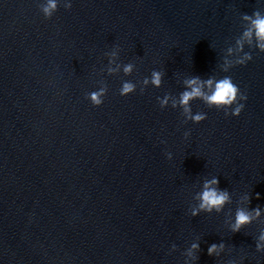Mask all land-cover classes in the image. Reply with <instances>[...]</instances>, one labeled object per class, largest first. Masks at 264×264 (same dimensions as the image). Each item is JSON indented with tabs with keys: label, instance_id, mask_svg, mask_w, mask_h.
I'll return each instance as SVG.
<instances>
[{
	"label": "water",
	"instance_id": "obj_1",
	"mask_svg": "<svg viewBox=\"0 0 264 264\" xmlns=\"http://www.w3.org/2000/svg\"><path fill=\"white\" fill-rule=\"evenodd\" d=\"M51 2L0 0V264H264V51L237 44L264 0ZM225 76L240 116L189 119L186 81ZM213 177L230 203L193 215Z\"/></svg>",
	"mask_w": 264,
	"mask_h": 264
},
{
	"label": "clouds",
	"instance_id": "obj_2",
	"mask_svg": "<svg viewBox=\"0 0 264 264\" xmlns=\"http://www.w3.org/2000/svg\"><path fill=\"white\" fill-rule=\"evenodd\" d=\"M56 4L52 3L50 0L49 6L45 8L46 13H50L51 9H55ZM244 19L250 24V27L243 33V38L237 41L239 49L243 50V43L247 41L249 44L256 42V46L264 51V15L260 12L253 13L252 16L245 15ZM231 52V50H229ZM251 60L250 55H245L243 58L236 61L237 64L244 65L246 61ZM226 63H228L226 61ZM227 70V69H225ZM124 71L126 73L131 71V66L125 67ZM161 74L159 72H154L152 74L151 83L157 87L161 85ZM147 84L148 81L146 80ZM187 90L184 91L179 98V105L183 107L184 112L187 114L188 118L193 122L199 124L206 119L204 114L191 113V102L195 99L203 100L209 107L215 108L217 110H227L232 109L229 114L231 116L239 117L244 109V103L241 101H246L247 96L244 95L240 88L233 82L230 76H225L220 79L209 78L207 80H202L199 77H193L186 81ZM134 91V86L130 83H125L121 94L128 95ZM91 100L94 104L100 105L102 100L100 99L99 93H93L91 95ZM167 100L162 101V105H166ZM177 103H173V107H176ZM187 135V134H186ZM219 178L213 177L210 180H205L203 184L202 191L198 194V209L193 210V215H198L199 212L204 211L211 213L213 211L219 213L223 208L230 203L231 196L227 190H222L219 186ZM255 217L260 216V210L255 209ZM254 216L243 209L238 210L235 216V222L232 225L233 232H239L244 227L252 222ZM260 241L262 243L257 245L258 250L264 247V234L260 236ZM224 247L223 244L216 245L213 244L209 247V255L218 254L220 250ZM193 249H198L197 244L192 245ZM191 255V253H189Z\"/></svg>",
	"mask_w": 264,
	"mask_h": 264
}]
</instances>
